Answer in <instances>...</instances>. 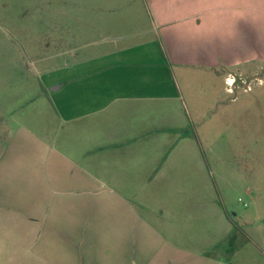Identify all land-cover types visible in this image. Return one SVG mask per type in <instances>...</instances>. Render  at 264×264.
Returning a JSON list of instances; mask_svg holds the SVG:
<instances>
[{"label":"crops","instance_id":"1","mask_svg":"<svg viewBox=\"0 0 264 264\" xmlns=\"http://www.w3.org/2000/svg\"><path fill=\"white\" fill-rule=\"evenodd\" d=\"M144 1L133 37L148 41L33 62V105L0 154V264H225L233 221L178 77L230 92L233 72L264 65V0Z\"/></svg>","mask_w":264,"mask_h":264},{"label":"rangeland","instance_id":"2","mask_svg":"<svg viewBox=\"0 0 264 264\" xmlns=\"http://www.w3.org/2000/svg\"><path fill=\"white\" fill-rule=\"evenodd\" d=\"M148 26L144 0H0V154L18 112L33 105L36 58L59 52L63 67L103 54L117 37L130 36L121 40L128 45L148 41L152 36L133 37ZM68 31L76 55L67 54ZM178 80L187 117L199 115L198 129L187 130L198 134L204 167L233 221L232 239L216 253L225 264H264V65L233 72L230 92L223 79ZM223 106L232 107L226 122Z\"/></svg>","mask_w":264,"mask_h":264},{"label":"built area","instance_id":"3","mask_svg":"<svg viewBox=\"0 0 264 264\" xmlns=\"http://www.w3.org/2000/svg\"><path fill=\"white\" fill-rule=\"evenodd\" d=\"M233 82L234 81L232 79L231 80L230 79L227 80L228 85H230L231 87L233 86ZM246 90L251 91L252 90L251 86H249L248 88H246Z\"/></svg>","mask_w":264,"mask_h":264}]
</instances>
